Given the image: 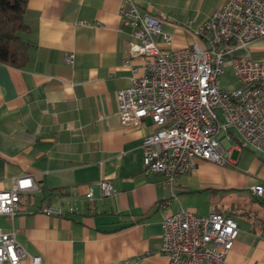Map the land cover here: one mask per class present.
Instances as JSON below:
<instances>
[{
  "label": "crops",
  "instance_id": "obj_1",
  "mask_svg": "<svg viewBox=\"0 0 264 264\" xmlns=\"http://www.w3.org/2000/svg\"><path fill=\"white\" fill-rule=\"evenodd\" d=\"M151 15H163L155 40L165 50L196 41L194 28L223 0H134ZM125 0H27L34 22L30 61L0 62V191L30 176L37 189L23 196L0 228L13 231L40 264H166L159 251L161 222L179 209L199 215L220 212L236 220L239 233L226 255L229 264H264V153L223 140L225 165L196 159L174 188L160 174H145L142 138L150 119L123 125L116 90L128 83L124 63L135 40L118 13ZM239 53L264 63V38ZM139 60H135L139 64ZM229 70V66H226ZM109 180L112 194L99 181ZM89 186L93 197L85 198ZM52 191V192H50ZM24 198V199H25ZM43 204L73 211H39ZM21 264H31L30 256Z\"/></svg>",
  "mask_w": 264,
  "mask_h": 264
},
{
  "label": "built area",
  "instance_id": "obj_2",
  "mask_svg": "<svg viewBox=\"0 0 264 264\" xmlns=\"http://www.w3.org/2000/svg\"><path fill=\"white\" fill-rule=\"evenodd\" d=\"M125 1L127 6L120 5L118 13L135 40L124 58L128 83L116 90L117 113L123 125L150 119L153 130L141 141L144 173L160 174L172 189L196 159L227 164L229 148L221 143L233 137L264 153V63L238 52L264 38V0H223L194 28L196 41L170 51L155 40L159 34L163 41L170 39L161 31L163 15H151L134 0ZM226 66L234 85L220 83ZM98 184L103 194L114 192L109 180ZM37 188L30 176L13 179L9 189L0 191V215L12 218L19 211L20 196ZM263 189L260 183L251 188L254 195ZM84 196L92 199V186ZM39 211L64 215L73 208L43 204ZM238 233L229 215L179 209L161 222L159 251L166 264H229L226 255ZM26 256L31 264H40V256L29 255L13 231L0 228V264H21Z\"/></svg>",
  "mask_w": 264,
  "mask_h": 264
},
{
  "label": "trees",
  "instance_id": "obj_3",
  "mask_svg": "<svg viewBox=\"0 0 264 264\" xmlns=\"http://www.w3.org/2000/svg\"><path fill=\"white\" fill-rule=\"evenodd\" d=\"M35 28L27 19V0H0V62L23 67L30 61ZM52 192V191H50ZM20 196V203L29 198Z\"/></svg>",
  "mask_w": 264,
  "mask_h": 264
},
{
  "label": "rangeland",
  "instance_id": "obj_4",
  "mask_svg": "<svg viewBox=\"0 0 264 264\" xmlns=\"http://www.w3.org/2000/svg\"><path fill=\"white\" fill-rule=\"evenodd\" d=\"M220 83L222 85H234L235 77L233 76L231 70L226 69L224 74L220 78Z\"/></svg>",
  "mask_w": 264,
  "mask_h": 264
}]
</instances>
